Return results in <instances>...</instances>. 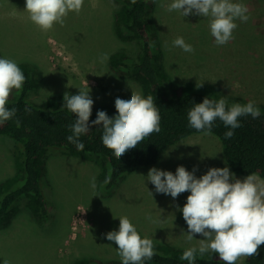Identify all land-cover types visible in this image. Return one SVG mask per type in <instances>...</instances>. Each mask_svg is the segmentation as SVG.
<instances>
[{"label":"rangeland","instance_id":"obj_1","mask_svg":"<svg viewBox=\"0 0 264 264\" xmlns=\"http://www.w3.org/2000/svg\"><path fill=\"white\" fill-rule=\"evenodd\" d=\"M151 1L155 45L168 74L163 82L168 92L197 83L214 88L225 100L264 105V0H234L246 5L250 19L246 23L236 20L234 38L222 46L215 43L208 18L168 12L172 0ZM116 7L111 0H84L78 14L70 12L63 25L57 23L44 32L28 18L25 0H0V58L28 66L36 83L28 94L31 102L43 105L53 95L90 90L92 115L103 110L111 118L117 114L116 98L130 99L132 91L142 95L134 81L119 77L109 67L114 53L122 52L129 59L138 53L136 43L121 42L113 32ZM177 37L195 51L173 47ZM102 53L108 54L105 64L99 60ZM18 96L19 90L10 95ZM15 150L11 139L0 136V182L14 172ZM64 152L49 148L46 153V173L40 185L48 220L35 223L25 199H20V211L0 230V264L5 260L9 264H73L82 257L115 260L118 255L106 234L118 231L119 217H127L141 236L153 242L199 247L204 237L196 234L191 241L187 239V224L178 210L190 193L173 199L157 193L146 177L153 167L175 174L178 166H184L190 172L195 169L197 178L209 168L228 167L216 136L200 133L178 142L154 165L124 176L109 190L99 180L96 163ZM93 178L95 188L91 187ZM235 178L246 177L235 174ZM148 215L152 220L146 219Z\"/></svg>","mask_w":264,"mask_h":264},{"label":"clouds","instance_id":"obj_2","mask_svg":"<svg viewBox=\"0 0 264 264\" xmlns=\"http://www.w3.org/2000/svg\"><path fill=\"white\" fill-rule=\"evenodd\" d=\"M83 3L84 0H25L24 11L39 30L47 32L57 23L63 25L70 12L78 14ZM166 10L177 11L183 17L195 14L208 18L210 33L218 46L234 38L233 32L238 27L236 20L246 23L250 19L246 5L234 0H172ZM172 46L186 53L195 51L182 37L172 41ZM99 60L105 64L108 54L102 53ZM25 79L15 61L0 58V124L15 116L17 110L9 109L7 102L13 90L22 88ZM89 93L90 90H80L77 95L65 93L61 106V110L66 108L76 117L69 126L72 134L66 139L77 150H84L79 138L87 134L92 126L102 125V143L117 159L136 148L146 137L160 131V115L153 96L144 98L133 91L130 99L116 98L117 114L114 117L109 118L105 111L100 110L90 125L94 101ZM25 111L30 112V109ZM247 115L254 119L260 116V109L253 101L227 107L223 97L219 101L206 97L202 103L194 104L188 110L187 117L189 127L211 135L217 119L234 130L241 127L239 118ZM232 130L225 132V139L233 137ZM194 172L195 169L190 172L184 166H178L175 174L153 167L146 177L157 193L170 195L173 199L182 193H190L186 203L178 209L187 224V239L191 241L196 234L204 238L200 239L198 248L186 249L180 259L194 264L197 254L203 258L206 253L212 252L224 264H237L242 258L258 255L260 246L264 245V179L252 173L241 181L228 167L209 168L199 178ZM91 187L95 188L94 178ZM146 219L152 220L151 215ZM119 221L118 231L108 232L106 238L116 245L122 264H144L146 260H151L155 255L153 241L141 238L127 217H119ZM4 264L9 262L5 260Z\"/></svg>","mask_w":264,"mask_h":264},{"label":"trees","instance_id":"obj_3","mask_svg":"<svg viewBox=\"0 0 264 264\" xmlns=\"http://www.w3.org/2000/svg\"><path fill=\"white\" fill-rule=\"evenodd\" d=\"M111 1L117 4L112 17L116 38L121 42L136 43L138 53L134 59H129L122 52L114 53L109 58V67L119 77L134 81L144 98L153 96L159 110L160 131L146 137L136 148L117 159L102 143V125L92 126L87 134L79 138L84 144V150L79 151L66 139L72 134L69 126L75 122L76 117L66 108L61 110L64 97L50 96L43 105L31 102L28 94L36 88V83L28 66L18 64L26 79L19 89V96L14 99L9 97L7 102L9 109L15 108L17 111L14 117L0 124V136L8 137L16 145L14 172L0 182V230L7 228L18 214L20 208L17 202L22 198L35 223L43 224L48 220V209L40 182L46 173L45 158L49 148H61L67 155L84 157L96 163L100 168L99 180L109 190L124 176L154 165L169 147L202 133L189 127L188 110L194 104L202 103L206 97L213 101L222 98L214 88L197 83H188L168 92L163 86L168 74L164 69L162 53L155 45L156 32L150 16L151 10H154L152 1ZM236 103L243 105L248 102L226 100L227 107ZM255 105L260 109L259 118L242 116L239 118L241 127L234 130L225 127L217 119L212 134L219 140L222 157L232 173L243 177L255 173L264 179V105ZM26 108L30 112H26ZM96 118V115H91L89 124ZM229 130L234 131V135L225 139V132ZM153 245L155 255L144 264H188V261L180 257L191 247L163 242H153ZM113 246L118 255L114 242ZM73 264H122V261L119 255L117 259L108 261L82 257L77 258ZM194 264L224 262L215 253L209 252L203 258L197 254ZM237 264H264V245L260 246L258 255L244 258V261H237Z\"/></svg>","mask_w":264,"mask_h":264}]
</instances>
